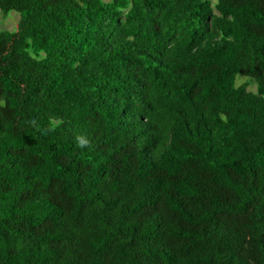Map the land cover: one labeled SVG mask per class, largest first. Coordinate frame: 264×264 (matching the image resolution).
<instances>
[{"label":"trees","instance_id":"trees-1","mask_svg":"<svg viewBox=\"0 0 264 264\" xmlns=\"http://www.w3.org/2000/svg\"><path fill=\"white\" fill-rule=\"evenodd\" d=\"M0 9V264H264V0Z\"/></svg>","mask_w":264,"mask_h":264},{"label":"rangeland","instance_id":"rangeland-1","mask_svg":"<svg viewBox=\"0 0 264 264\" xmlns=\"http://www.w3.org/2000/svg\"><path fill=\"white\" fill-rule=\"evenodd\" d=\"M110 1V0H108ZM215 2V0H213ZM20 13L17 11H11L8 15H5V13L0 9V31L4 30H10V31H15L18 29V24L20 20ZM245 76L243 75H238L237 76V84L240 85L246 81H248ZM250 89L256 88V85L254 83L249 84Z\"/></svg>","mask_w":264,"mask_h":264},{"label":"clouds","instance_id":"clouds-1","mask_svg":"<svg viewBox=\"0 0 264 264\" xmlns=\"http://www.w3.org/2000/svg\"><path fill=\"white\" fill-rule=\"evenodd\" d=\"M77 146L81 149H84L90 144V140L85 135H78L76 137Z\"/></svg>","mask_w":264,"mask_h":264}]
</instances>
